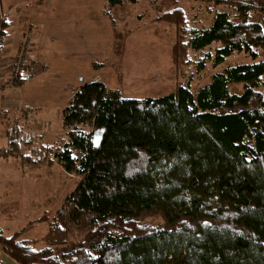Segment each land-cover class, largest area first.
<instances>
[{
	"label": "trees",
	"instance_id": "trees-1",
	"mask_svg": "<svg viewBox=\"0 0 264 264\" xmlns=\"http://www.w3.org/2000/svg\"><path fill=\"white\" fill-rule=\"evenodd\" d=\"M136 1L105 0L103 13ZM190 1L228 10L213 8L201 28L186 26L178 6L155 18L176 26L175 68L189 51L197 71L234 53L249 61L155 97L81 83L62 109L67 141L37 151L77 181L41 215L42 247L0 231L17 264H264V0Z\"/></svg>",
	"mask_w": 264,
	"mask_h": 264
},
{
	"label": "crops",
	"instance_id": "crops-1",
	"mask_svg": "<svg viewBox=\"0 0 264 264\" xmlns=\"http://www.w3.org/2000/svg\"><path fill=\"white\" fill-rule=\"evenodd\" d=\"M35 1L0 0V112L8 118L0 122V231L4 236L20 230L17 220L26 223L23 229L40 220V198L45 204L54 202L37 194L20 202L9 196L16 191L14 179L23 180L36 193L38 176L29 173L45 165L35 164L31 156L38 141L47 148L53 145L50 114L60 110L61 122L63 107L83 82L101 81L123 94L113 66L96 61L110 58L118 47L112 37L113 18L103 13L105 0ZM17 57L20 61L13 64ZM14 135L17 149L9 142ZM0 264L17 263L0 249Z\"/></svg>",
	"mask_w": 264,
	"mask_h": 264
},
{
	"label": "rangeland",
	"instance_id": "rangeland-1",
	"mask_svg": "<svg viewBox=\"0 0 264 264\" xmlns=\"http://www.w3.org/2000/svg\"><path fill=\"white\" fill-rule=\"evenodd\" d=\"M177 6L184 13L185 25L195 28L205 27L211 22L213 8L228 10L225 6L212 7L203 2L190 0H137L135 3H124L113 7L112 37L118 43L117 52L112 53L110 58L106 55L96 61L97 63L109 62L113 66L124 97L159 96L173 91L178 83H185L190 86L192 91H195L198 87L206 84L214 72L221 71L226 65L249 61V57L243 53H234L228 56L222 64L213 65L208 61L202 70L197 71L195 67L197 57L192 51H189L188 59L190 61L184 62L181 70L176 69L170 61L171 47L177 37L176 26L164 21L156 22L155 18ZM260 15L256 14L254 18L258 19ZM122 17H124V21H121ZM208 49L210 50V48H206L204 51H208ZM259 55H261L260 52ZM59 117L60 110H55L50 114V124L53 130L51 136L54 137V140H52L53 145L49 147L53 149L62 146L61 144L67 141L66 132L62 128ZM79 127L87 130L84 125H79ZM34 149L36 153L33 152V156H31L33 161L41 160L36 164L45 165L38 168L37 171L34 169L29 173L38 176L36 193L33 189H27L23 180L12 179L18 184L16 191L9 196L14 195L18 202L26 199L30 194L54 198V202H47L48 204H45L41 198L39 200L40 214L38 216L40 218H42L41 215L49 217L59 205L63 194L73 188L78 176L75 172L65 171L56 160L51 161L52 155L51 157L42 155V159H37L39 158L37 151L44 154L46 150H49L46 146H42L40 141H38L37 147L34 146ZM51 150L49 151L51 152ZM74 155L79 157L77 153ZM2 197V201H4V196L2 195ZM45 200L47 201V199ZM45 221H32L27 229H23L22 227L26 223L18 224L17 220L16 226L20 230L16 232H19L20 236L22 234L25 239L39 240L34 246L42 247L43 243L40 238L47 230Z\"/></svg>",
	"mask_w": 264,
	"mask_h": 264
},
{
	"label": "built area",
	"instance_id": "built-area-1",
	"mask_svg": "<svg viewBox=\"0 0 264 264\" xmlns=\"http://www.w3.org/2000/svg\"><path fill=\"white\" fill-rule=\"evenodd\" d=\"M3 18V16H0V32H1V19ZM0 42H1V36H0ZM13 64H18V62L20 61V58L17 57L16 59L13 60ZM8 118H6L2 112H0V122H7ZM1 150V148H0Z\"/></svg>",
	"mask_w": 264,
	"mask_h": 264
}]
</instances>
